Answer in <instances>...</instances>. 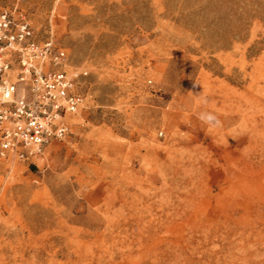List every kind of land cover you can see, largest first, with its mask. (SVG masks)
Masks as SVG:
<instances>
[{"label":"rangeland","instance_id":"rangeland-1","mask_svg":"<svg viewBox=\"0 0 264 264\" xmlns=\"http://www.w3.org/2000/svg\"><path fill=\"white\" fill-rule=\"evenodd\" d=\"M0 10L87 73L68 135L0 160V264H264V0Z\"/></svg>","mask_w":264,"mask_h":264},{"label":"built area","instance_id":"built-area-1","mask_svg":"<svg viewBox=\"0 0 264 264\" xmlns=\"http://www.w3.org/2000/svg\"><path fill=\"white\" fill-rule=\"evenodd\" d=\"M69 67L53 37L39 40L22 12L0 10V160L29 161L68 135L87 75Z\"/></svg>","mask_w":264,"mask_h":264},{"label":"clouds","instance_id":"clouds-1","mask_svg":"<svg viewBox=\"0 0 264 264\" xmlns=\"http://www.w3.org/2000/svg\"><path fill=\"white\" fill-rule=\"evenodd\" d=\"M203 118H204V117H202V119H203ZM206 119H207V121H213V120H215V117L212 116V115H207Z\"/></svg>","mask_w":264,"mask_h":264}]
</instances>
